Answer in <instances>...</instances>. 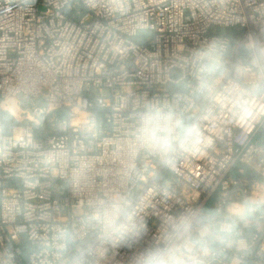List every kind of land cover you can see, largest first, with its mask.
<instances>
[{
  "label": "built area",
  "instance_id": "2783aa9c",
  "mask_svg": "<svg viewBox=\"0 0 264 264\" xmlns=\"http://www.w3.org/2000/svg\"><path fill=\"white\" fill-rule=\"evenodd\" d=\"M195 104L191 145L167 163L139 146L142 114ZM117 198L130 246L97 221ZM166 245L177 264H264V0H0V264Z\"/></svg>",
  "mask_w": 264,
  "mask_h": 264
},
{
  "label": "clouds",
  "instance_id": "9594fccd",
  "mask_svg": "<svg viewBox=\"0 0 264 264\" xmlns=\"http://www.w3.org/2000/svg\"><path fill=\"white\" fill-rule=\"evenodd\" d=\"M206 58L213 64L219 63V57L211 53ZM224 79L220 73L214 79L202 83L203 101L219 100L217 88ZM191 117L171 109L154 108L141 115L137 127V141L141 148L158 155L167 163L181 149L191 145L196 139V114L200 111L198 104L191 105ZM132 201L117 200L98 217L97 221L104 238L110 242L130 246L141 236V230L134 222ZM78 264H84L80 257ZM137 264H177L175 256L167 245L147 250L138 258Z\"/></svg>",
  "mask_w": 264,
  "mask_h": 264
},
{
  "label": "trees",
  "instance_id": "16d2710c",
  "mask_svg": "<svg viewBox=\"0 0 264 264\" xmlns=\"http://www.w3.org/2000/svg\"><path fill=\"white\" fill-rule=\"evenodd\" d=\"M61 114H62V112H58V115H61ZM3 115L5 116V124H9L12 119L6 113H3Z\"/></svg>",
  "mask_w": 264,
  "mask_h": 264
}]
</instances>
